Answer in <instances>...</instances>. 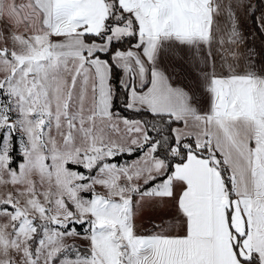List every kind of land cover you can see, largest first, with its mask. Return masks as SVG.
I'll list each match as a JSON object with an SVG mask.
<instances>
[{
  "label": "snow or ice",
  "instance_id": "6c2138e0",
  "mask_svg": "<svg viewBox=\"0 0 264 264\" xmlns=\"http://www.w3.org/2000/svg\"><path fill=\"white\" fill-rule=\"evenodd\" d=\"M0 264H264V0H0Z\"/></svg>",
  "mask_w": 264,
  "mask_h": 264
},
{
  "label": "crops",
  "instance_id": "0c3cea01",
  "mask_svg": "<svg viewBox=\"0 0 264 264\" xmlns=\"http://www.w3.org/2000/svg\"><path fill=\"white\" fill-rule=\"evenodd\" d=\"M246 23L250 25L251 24V21L250 20H247Z\"/></svg>",
  "mask_w": 264,
  "mask_h": 264
}]
</instances>
